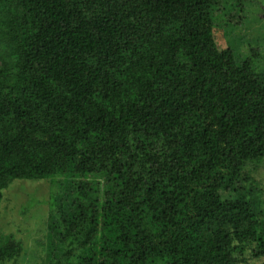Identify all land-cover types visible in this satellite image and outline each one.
I'll return each instance as SVG.
<instances>
[{
  "label": "trees",
  "instance_id": "1",
  "mask_svg": "<svg viewBox=\"0 0 264 264\" xmlns=\"http://www.w3.org/2000/svg\"><path fill=\"white\" fill-rule=\"evenodd\" d=\"M245 14L241 0H0V202L14 179L51 181L43 264L264 258V211L241 186L264 160V70L254 48L214 59L207 38ZM22 251L0 230V262Z\"/></svg>",
  "mask_w": 264,
  "mask_h": 264
},
{
  "label": "rangeland",
  "instance_id": "2",
  "mask_svg": "<svg viewBox=\"0 0 264 264\" xmlns=\"http://www.w3.org/2000/svg\"><path fill=\"white\" fill-rule=\"evenodd\" d=\"M245 5L247 20L236 27L217 26L210 29L208 42L214 59L235 55L242 59L251 55V48L259 52V68L264 70V0H241ZM228 26V25H227ZM230 60V59H229ZM238 59H235L237 62ZM232 59L222 67L227 68ZM252 180L243 181L242 187L253 188L264 211V160L249 167ZM52 183L49 179H14L4 189L0 202V230L11 235L23 245L21 255L0 264H43L46 258L48 236L49 203ZM244 258V261L242 260ZM238 264H260L264 258L251 257L250 249L239 256Z\"/></svg>",
  "mask_w": 264,
  "mask_h": 264
}]
</instances>
